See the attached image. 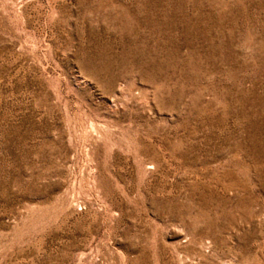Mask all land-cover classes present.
<instances>
[{
  "label": "rangeland",
  "instance_id": "rangeland-1",
  "mask_svg": "<svg viewBox=\"0 0 264 264\" xmlns=\"http://www.w3.org/2000/svg\"><path fill=\"white\" fill-rule=\"evenodd\" d=\"M0 264H264V0H0Z\"/></svg>",
  "mask_w": 264,
  "mask_h": 264
}]
</instances>
